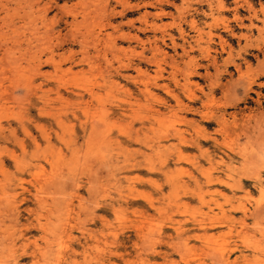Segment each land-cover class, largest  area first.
Here are the masks:
<instances>
[{
	"label": "rangeland",
	"instance_id": "374dc122",
	"mask_svg": "<svg viewBox=\"0 0 264 264\" xmlns=\"http://www.w3.org/2000/svg\"><path fill=\"white\" fill-rule=\"evenodd\" d=\"M0 264H264V0H0Z\"/></svg>",
	"mask_w": 264,
	"mask_h": 264
},
{
	"label": "bare ground",
	"instance_id": "6f19581e",
	"mask_svg": "<svg viewBox=\"0 0 264 264\" xmlns=\"http://www.w3.org/2000/svg\"><path fill=\"white\" fill-rule=\"evenodd\" d=\"M34 3V2H33ZM38 3V2H37ZM106 4V3H105ZM106 6V5H105ZM40 7V6H39ZM103 7V6H102ZM107 7V6H106ZM106 7H104V8H106ZM47 8V7H46ZM43 9V8H42ZM110 9V8H109ZM104 10V9H103ZM113 10H114V8H113ZM44 11H46V10H44ZM43 12V11H42ZM108 12H110V11H108ZM45 13V12H44ZM43 14V13H42ZM46 17V16H45ZM75 19V18H74ZM82 19L84 20V18L82 17ZM139 71V70H138ZM116 85V84H115ZM142 90V89H141ZM217 202V201H216ZM151 222V221H150ZM241 234H242V232H241ZM250 234V233H249ZM240 236H242V235H240ZM251 238V237H250ZM242 239H244V237L242 238ZM246 239V238H245ZM245 243H247L246 241H245ZM246 245V244H245ZM255 246V245H254Z\"/></svg>",
	"mask_w": 264,
	"mask_h": 264
}]
</instances>
